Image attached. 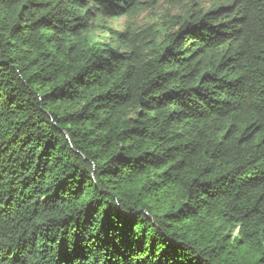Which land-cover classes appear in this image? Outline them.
I'll list each match as a JSON object with an SVG mask.
<instances>
[{
    "label": "trees",
    "instance_id": "16d2710c",
    "mask_svg": "<svg viewBox=\"0 0 264 264\" xmlns=\"http://www.w3.org/2000/svg\"><path fill=\"white\" fill-rule=\"evenodd\" d=\"M182 1L0 0V264H264V0Z\"/></svg>",
    "mask_w": 264,
    "mask_h": 264
},
{
    "label": "rangeland",
    "instance_id": "374dc122",
    "mask_svg": "<svg viewBox=\"0 0 264 264\" xmlns=\"http://www.w3.org/2000/svg\"><path fill=\"white\" fill-rule=\"evenodd\" d=\"M141 1L145 2L146 0ZM182 2L205 3L206 0H183ZM178 11L179 8H174L171 3H168V0H159L157 4L146 6V9L139 13V15L134 19L135 27H139L137 30L140 31V28H144L156 23L157 21H161V17L168 12L176 14ZM124 23L125 19L124 17H121L113 21L112 25L116 29L121 30Z\"/></svg>",
    "mask_w": 264,
    "mask_h": 264
},
{
    "label": "bare ground",
    "instance_id": "6f19581e",
    "mask_svg": "<svg viewBox=\"0 0 264 264\" xmlns=\"http://www.w3.org/2000/svg\"><path fill=\"white\" fill-rule=\"evenodd\" d=\"M246 4V3H245ZM181 5V4H180ZM229 10V9H228ZM191 11V10H190ZM189 13V12H188ZM194 13V12H193ZM171 22V21H170ZM187 84V83H186ZM188 86V85H187ZM190 102V101H189ZM261 107V106H260Z\"/></svg>",
    "mask_w": 264,
    "mask_h": 264
}]
</instances>
